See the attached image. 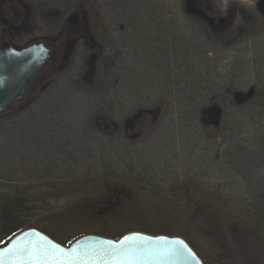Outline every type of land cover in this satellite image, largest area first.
<instances>
[{
	"label": "rangeland",
	"instance_id": "obj_1",
	"mask_svg": "<svg viewBox=\"0 0 264 264\" xmlns=\"http://www.w3.org/2000/svg\"><path fill=\"white\" fill-rule=\"evenodd\" d=\"M12 1L29 12L13 34L17 46L56 41L58 28L73 15L83 24L87 13L115 62L102 70L99 58L92 73L85 40L52 72L44 69L8 114L15 126L0 135V199L15 197L17 186L26 201L40 198L28 203L33 228L65 245L148 232L183 238L204 264L264 256L259 235L246 251L229 246L232 228L238 237L244 226L256 230L241 213L264 209L262 0H210L234 22L222 41L186 17L183 0ZM4 29L0 21V46ZM251 90L252 101L234 105L235 93ZM214 105L223 110L218 130L201 120ZM157 107L158 123L130 147L95 131L98 115L124 124ZM4 231L0 225L1 243L10 239Z\"/></svg>",
	"mask_w": 264,
	"mask_h": 264
},
{
	"label": "water",
	"instance_id": "obj_2",
	"mask_svg": "<svg viewBox=\"0 0 264 264\" xmlns=\"http://www.w3.org/2000/svg\"><path fill=\"white\" fill-rule=\"evenodd\" d=\"M49 59V51L44 42L33 44L24 50H17L11 43L0 47V113L11 111L14 105L24 98L32 82L40 75L45 62ZM47 237L51 243L48 247L58 246L53 251L58 259L48 257V264H121V242L124 237L139 234L144 238L129 243L143 245L136 251V264H204L202 259L188 243L180 237H169L139 232L125 234L119 239L105 236H82L69 246L59 243L52 236L35 228H28L18 235L0 244V253L8 249L20 239H39L35 234ZM111 241V245L107 242ZM182 242V243H178ZM90 255H85V253ZM103 255L104 259H99ZM5 264H9L6 257ZM127 264V261H124Z\"/></svg>",
	"mask_w": 264,
	"mask_h": 264
},
{
	"label": "flooded vegetation",
	"instance_id": "obj_3",
	"mask_svg": "<svg viewBox=\"0 0 264 264\" xmlns=\"http://www.w3.org/2000/svg\"><path fill=\"white\" fill-rule=\"evenodd\" d=\"M189 1V0H187ZM16 2H13L12 0H0V21L3 22L5 29L3 30L2 35V44L4 43H11L13 47L17 50H24L33 44H39L41 42L45 43L46 48L49 51V59L45 62L46 64L43 66L42 71L40 72V75H42L44 69H48L50 72H52V69L55 68L60 63L66 62L67 60V54L68 50L72 49L79 43H82L86 40L85 43H92L95 45L96 34L94 32V29L92 28V25L90 23V19L87 16V13H84L83 18V24H79V21L74 18H72L71 25L68 26H62V28H58L59 36L57 37L56 41H47L45 39L41 40H33L30 43H28L25 46H17L16 43H14V35L15 32L19 33V29L21 28V24L25 22V20L29 16L28 11H22L20 9L16 10ZM86 15V18H85ZM187 17V16H186ZM188 19L192 17H187ZM74 19V20H73ZM197 24L203 25L202 20L194 19L192 18ZM75 23V24H74ZM98 27L101 28V25L97 24ZM204 26V25H203ZM99 28V29H100ZM0 46V47H1ZM38 75L37 78L40 76ZM36 78V79H37ZM35 79V80H36ZM35 80L32 82H35ZM32 87V86H31ZM28 88L25 92L26 93L31 89ZM254 93H246V95L242 94H236L234 95L235 102L239 103V98L243 101H246L249 99ZM253 97V96H252ZM22 99V100H23ZM19 101V102H22ZM18 103V102H17ZM14 112V109L11 111H3L0 113L1 115H10ZM161 110L160 108H155L150 111H144L136 114L134 117L126 120L124 124L118 123L117 120H113L110 118H106L104 116L98 115V117H95L93 119V124L96 133L99 132L103 136H106V138L116 141L118 143H124L126 142L128 147L132 144L131 142H135L141 139V137L145 134L144 132L148 129L150 126H155L159 119H160ZM202 122L204 125L213 127L215 130H218L221 124L223 123V110L219 108V106L214 105V107H210L207 110H204Z\"/></svg>",
	"mask_w": 264,
	"mask_h": 264
},
{
	"label": "trees",
	"instance_id": "obj_4",
	"mask_svg": "<svg viewBox=\"0 0 264 264\" xmlns=\"http://www.w3.org/2000/svg\"><path fill=\"white\" fill-rule=\"evenodd\" d=\"M183 3H184V11H183L184 14L187 17L190 16L194 19H198V20L201 19L202 24L204 25L203 28L211 39L222 41L223 39H227L231 35V31L233 30V27H234V22H231V23L229 22V19H230L229 15L225 17H222V16L219 17L220 15H217L218 13L213 11L210 0H189V1L183 0ZM263 3H264V0L261 1V5H263ZM100 25H101V28L104 29L102 23H100ZM98 42L99 40L97 39L95 41V45L92 44V46L89 48L90 53H91L90 61H91L92 73L93 72L96 73L95 71L96 69L94 70L93 64H97V59L99 58L101 60L100 66L102 67V70L106 69L109 66H112V64L115 62L114 57L108 56V55H106L105 57L104 39L102 38L101 41L99 43ZM104 77H105V74H104ZM96 85H98L97 86L98 88H101L103 83L101 82V80L99 81V83L96 82V84L95 82H93V87H95ZM253 91L254 90H251L248 93H254ZM228 96H230V92L227 93V97ZM252 96L249 98V100L251 101H252V98L255 97L254 94ZM234 105L239 106L240 104L234 101ZM15 124H16V120H13V116L12 117L9 115L4 116L0 114V135L2 134L3 131L9 128L13 129ZM193 187H195V194H197V192L200 189L199 185L198 184L196 185L193 183ZM13 191L15 192V197L0 199V225L4 226V229L6 230L4 231V235H6L8 238L14 237L18 235L17 233L24 231L28 228L34 227L33 223H31V219L33 216L36 215V213L34 212V210H31L30 212H28V210L30 209L28 203L34 202L35 204H37L41 202L40 198L32 199L31 201H26L24 199V196L21 194V191L19 190L18 186L13 188ZM213 197L216 198V196H213ZM190 208L193 210L194 213H196V211L198 210V202L193 204V206ZM257 211L259 212L258 216H254V215L250 216V214H247L246 212L241 213L243 214L245 219H247V222L249 223V225H252L255 222L254 226L256 230H253L252 228H249L248 226L247 227L244 226L243 229L241 230V233L239 232L240 237H238L235 234L237 232H234V231H237L236 228H232V233H233V236L235 237V241L229 242V246H232V248L239 247L240 250L242 249L245 250L246 248L251 247L249 246L248 241L252 239L253 237L258 238V235L260 239L259 241L261 242V244L264 245V236H263L264 234V213H263L264 209L262 213L260 212V210H257ZM230 225L234 226L233 223H230ZM230 229L231 228L229 226L228 230L224 231V234H228L229 236ZM219 231H221V229ZM141 233H144V232H141ZM145 233L152 235V236L159 235V234L153 235L148 232H145ZM160 235L164 236L163 234H160ZM169 236L171 237V235ZM52 237L55 240H57L54 236ZM119 238H114V239H119ZM0 244H4V242L3 243L0 242ZM70 244L71 243H69L68 245ZM255 258H258V260L256 259L255 261ZM261 259L264 263V256L256 255V257H253V259H251L250 257L249 263L248 261H246V259H244L242 264H250L251 262L252 264H261L260 263Z\"/></svg>",
	"mask_w": 264,
	"mask_h": 264
},
{
	"label": "snow or ice",
	"instance_id": "obj_5",
	"mask_svg": "<svg viewBox=\"0 0 264 264\" xmlns=\"http://www.w3.org/2000/svg\"><path fill=\"white\" fill-rule=\"evenodd\" d=\"M39 239H20L18 240L12 248L8 249L6 253H0V264H5L6 257L9 260V264H48V257L51 256L53 259H58L55 255L53 249L58 246L48 245L51 243L48 241L47 237L40 236L39 233L35 234ZM144 238L140 237L139 234L134 236L124 237V241L121 242V264L127 261V264H136V251L142 248L143 245L129 243L131 241H139ZM111 245V241L107 242ZM182 243V242H178ZM85 255H90L85 253ZM99 259H104L101 255Z\"/></svg>",
	"mask_w": 264,
	"mask_h": 264
}]
</instances>
